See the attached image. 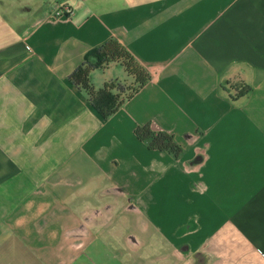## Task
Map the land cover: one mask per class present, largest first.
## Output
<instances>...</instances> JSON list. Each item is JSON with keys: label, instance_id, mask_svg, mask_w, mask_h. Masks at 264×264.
Instances as JSON below:
<instances>
[{"label": "crops", "instance_id": "obj_1", "mask_svg": "<svg viewBox=\"0 0 264 264\" xmlns=\"http://www.w3.org/2000/svg\"><path fill=\"white\" fill-rule=\"evenodd\" d=\"M42 2L0 0V264H264V0ZM110 39L150 81L105 120Z\"/></svg>", "mask_w": 264, "mask_h": 264}, {"label": "trees", "instance_id": "obj_2", "mask_svg": "<svg viewBox=\"0 0 264 264\" xmlns=\"http://www.w3.org/2000/svg\"><path fill=\"white\" fill-rule=\"evenodd\" d=\"M114 64L123 68L133 83L127 85L112 81L97 89L92 83L91 74L94 71H105ZM68 81L84 93L92 108L107 120L150 81V76L124 45L110 39L89 51L84 61L68 77ZM135 134L152 151L167 152L175 158H179L183 152L174 137L166 132L154 131L150 126H145L138 127Z\"/></svg>", "mask_w": 264, "mask_h": 264}, {"label": "built area", "instance_id": "obj_3", "mask_svg": "<svg viewBox=\"0 0 264 264\" xmlns=\"http://www.w3.org/2000/svg\"><path fill=\"white\" fill-rule=\"evenodd\" d=\"M71 12V9L69 6H59L55 12L54 16L55 18H63L64 16H67Z\"/></svg>", "mask_w": 264, "mask_h": 264}, {"label": "rangeland", "instance_id": "obj_4", "mask_svg": "<svg viewBox=\"0 0 264 264\" xmlns=\"http://www.w3.org/2000/svg\"><path fill=\"white\" fill-rule=\"evenodd\" d=\"M32 1V3H40V4H42L43 2H42V0H31ZM118 69H121V68H118Z\"/></svg>", "mask_w": 264, "mask_h": 264}]
</instances>
